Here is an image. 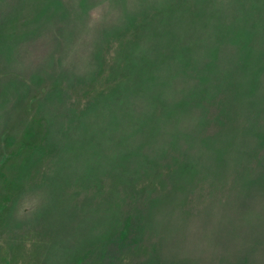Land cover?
Segmentation results:
<instances>
[{
  "label": "rangeland",
  "instance_id": "374dc122",
  "mask_svg": "<svg viewBox=\"0 0 264 264\" xmlns=\"http://www.w3.org/2000/svg\"><path fill=\"white\" fill-rule=\"evenodd\" d=\"M0 264H264V0H0Z\"/></svg>",
  "mask_w": 264,
  "mask_h": 264
}]
</instances>
